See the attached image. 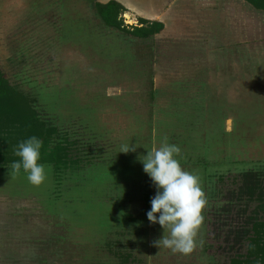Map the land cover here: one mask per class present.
<instances>
[{
  "label": "rangeland",
  "instance_id": "374dc122",
  "mask_svg": "<svg viewBox=\"0 0 264 264\" xmlns=\"http://www.w3.org/2000/svg\"><path fill=\"white\" fill-rule=\"evenodd\" d=\"M115 1L128 10L126 25L164 23L163 38L176 51L190 33L212 31L199 66L157 73L163 96L152 119L134 112L144 74L135 44L104 27L90 0H0V68L36 101L48 125L93 157L61 183L51 168L40 187L11 167L0 171V264H230L246 250L234 235L227 240L221 226L224 204L239 212L240 196L224 195L219 186L242 194L241 172L255 171L252 182L264 177V14L248 15L241 2L225 11L223 0ZM197 70L206 75L205 101L193 84L190 94L182 90ZM173 136L182 167L200 177L208 200L198 235L203 244L190 255L156 247L164 230L142 214L156 188L139 157ZM124 146L137 148L120 153Z\"/></svg>",
  "mask_w": 264,
  "mask_h": 264
},
{
  "label": "trees",
  "instance_id": "16d2710c",
  "mask_svg": "<svg viewBox=\"0 0 264 264\" xmlns=\"http://www.w3.org/2000/svg\"><path fill=\"white\" fill-rule=\"evenodd\" d=\"M90 2L95 7L97 16L104 27L121 34L125 40L135 44V63L138 64L137 66L140 67L144 74L141 76L143 78L140 79L141 86L137 87L134 94L136 101L134 112L146 117L144 118L145 120L148 117L152 119L155 115L154 110L158 106L157 101L160 96H163L160 94L161 91L156 85L157 73L160 70H167L172 73H177L179 70L188 71L195 67L194 63L199 66L198 60L203 59L202 52L204 53V48L209 44L208 40L211 38L212 31L209 34L205 32H202V34L190 33L184 38L181 44L176 45V47L178 46L176 51L173 50L174 43L172 44L168 39L163 38L166 29L164 23L139 19L137 26H129L125 24V20L122 17L128 10L120 2L115 0L102 4L96 0H90ZM240 2L243 3V7H245L244 5L249 7L247 8L248 15L264 14V0H223L219 6H222V9L226 11L230 7L229 5H240ZM236 12L237 14L243 15V11L240 8L236 9ZM200 27L201 25H199ZM255 28L262 30V26L259 23H256ZM52 32H55V30L52 29ZM55 36L57 37V34ZM188 45L190 47H196L185 50ZM12 46L14 53L19 50L14 44ZM195 49L199 50L201 54L197 55L196 53L199 52ZM18 72L14 73L13 76L17 75ZM196 72L192 77L190 74L187 81L183 83L182 90L190 94L194 86V91L200 95L202 90L206 92L205 89L208 85L206 84L207 81H204L206 78L205 72L203 70L200 72L197 70ZM6 76L5 72L0 68V171H8L12 163L19 159L14 154L17 145L32 136H36L43 141L41 162L51 166L54 173V180L57 183L62 182V176L65 178L67 174L85 171L86 165L91 163V160L88 159L91 156H83L75 144L76 141H72L70 138L62 135V131H59L58 127L48 125L44 121L45 117L36 110V101L20 91L18 86L12 85ZM190 78H192V81H189ZM200 79H203L204 82H199ZM180 84L182 83L180 82ZM202 95L200 96L205 101V94ZM169 100H171V104L174 99L171 98ZM170 104L167 107L168 110L173 108V105ZM143 109H145V112H143ZM198 119L195 117V120ZM68 133L65 134L68 135ZM173 137L170 140L172 144H174L173 140L176 138L175 136ZM209 139L205 138L202 142L204 147H209L210 144H207L210 141ZM183 145L186 146V144ZM201 161L202 159L197 164ZM241 173L245 186L244 190H240L242 194H235L231 189H225L219 186L222 189L220 193L235 197L239 195V199L242 202L239 212L233 204H224L223 209L224 213H227V218L225 216L224 224L221 226L223 228L227 226V233L225 234L227 240H230V235L231 237L234 235L235 240L243 241L244 244H247L245 252L233 257L230 260V264H264V177L262 176L259 180L252 182L255 171H244ZM218 182L219 185L222 184L224 178L218 179ZM255 186L259 188V193ZM254 197L257 198V206H254ZM151 200L152 196L150 193H147L145 211L142 213L146 218L147 212L151 210ZM252 207L253 211L251 210ZM237 214H241L238 219L235 218ZM206 219L208 218L204 219V223H206Z\"/></svg>",
  "mask_w": 264,
  "mask_h": 264
},
{
  "label": "clouds",
  "instance_id": "9594fccd",
  "mask_svg": "<svg viewBox=\"0 0 264 264\" xmlns=\"http://www.w3.org/2000/svg\"><path fill=\"white\" fill-rule=\"evenodd\" d=\"M136 148L124 146L120 153L127 154ZM42 149L43 141L36 136L21 141L14 153L19 159L11 165L14 175L23 173L35 187L43 185L51 172V166L41 162ZM180 156L181 148L165 138L158 147L147 150L146 156H140L139 161L156 188L147 218L164 230L155 246L190 255L203 244L198 235L208 200L200 177L182 167Z\"/></svg>",
  "mask_w": 264,
  "mask_h": 264
}]
</instances>
